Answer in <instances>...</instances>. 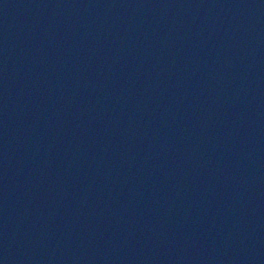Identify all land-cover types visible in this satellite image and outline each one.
<instances>
[{"label": "water", "instance_id": "water-1", "mask_svg": "<svg viewBox=\"0 0 264 264\" xmlns=\"http://www.w3.org/2000/svg\"><path fill=\"white\" fill-rule=\"evenodd\" d=\"M0 264H264V0H0Z\"/></svg>", "mask_w": 264, "mask_h": 264}]
</instances>
